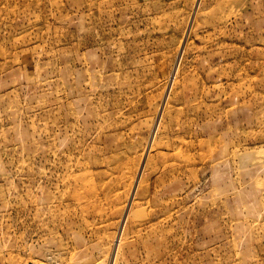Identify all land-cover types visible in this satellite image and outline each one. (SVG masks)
<instances>
[{
    "label": "rangeland",
    "instance_id": "rangeland-1",
    "mask_svg": "<svg viewBox=\"0 0 264 264\" xmlns=\"http://www.w3.org/2000/svg\"><path fill=\"white\" fill-rule=\"evenodd\" d=\"M0 261L264 264V0H0Z\"/></svg>",
    "mask_w": 264,
    "mask_h": 264
},
{
    "label": "built area",
    "instance_id": "built-area-1",
    "mask_svg": "<svg viewBox=\"0 0 264 264\" xmlns=\"http://www.w3.org/2000/svg\"><path fill=\"white\" fill-rule=\"evenodd\" d=\"M0 264H7V263H5V262H3V261H0Z\"/></svg>",
    "mask_w": 264,
    "mask_h": 264
}]
</instances>
